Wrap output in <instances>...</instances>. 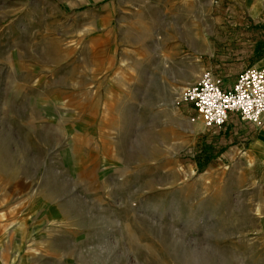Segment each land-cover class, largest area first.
<instances>
[{"label": "rangeland", "instance_id": "obj_1", "mask_svg": "<svg viewBox=\"0 0 264 264\" xmlns=\"http://www.w3.org/2000/svg\"><path fill=\"white\" fill-rule=\"evenodd\" d=\"M222 3L0 0V264H264V164L216 169L179 94L264 66V4Z\"/></svg>", "mask_w": 264, "mask_h": 264}, {"label": "crops", "instance_id": "obj_2", "mask_svg": "<svg viewBox=\"0 0 264 264\" xmlns=\"http://www.w3.org/2000/svg\"><path fill=\"white\" fill-rule=\"evenodd\" d=\"M222 1L224 5L232 3L234 6H242L247 9V19L254 23L257 21L259 9L263 6L264 0H218ZM216 2V0H212ZM193 8V5H189ZM202 30V29H201ZM200 30V33L202 32ZM256 32V31H255ZM195 36L200 37L197 35ZM194 33L191 31L190 38L193 39ZM203 38V35L201 36ZM254 52H257L255 47ZM255 66H263L254 64ZM239 69V67H238ZM200 136L205 142L203 146L205 155L212 156L215 161V168L221 169L224 175L230 172H237L242 168H253L264 164V119L260 124H254L250 121L241 120L235 112H228L224 123L218 128H210L202 126L200 129ZM206 149V150H205ZM262 157V158H261ZM237 170V171H236ZM238 173V172H237ZM229 175V174H228ZM225 181V180H224ZM221 181L220 183H223ZM233 190L236 194L243 193V198L247 199L250 213L257 212L260 208V202H264V179L252 178L249 182H234ZM257 189V195L254 190ZM252 193L244 196V193ZM241 198V199H243Z\"/></svg>", "mask_w": 264, "mask_h": 264}, {"label": "built area", "instance_id": "obj_3", "mask_svg": "<svg viewBox=\"0 0 264 264\" xmlns=\"http://www.w3.org/2000/svg\"><path fill=\"white\" fill-rule=\"evenodd\" d=\"M179 94L191 103L205 127H220L230 111L241 120L260 124L264 119V66H246L230 83L204 69Z\"/></svg>", "mask_w": 264, "mask_h": 264}]
</instances>
